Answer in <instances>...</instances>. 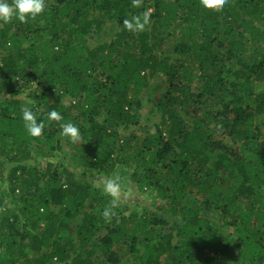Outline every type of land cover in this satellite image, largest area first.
Masks as SVG:
<instances>
[{"label":"trees","instance_id":"obj_1","mask_svg":"<svg viewBox=\"0 0 264 264\" xmlns=\"http://www.w3.org/2000/svg\"><path fill=\"white\" fill-rule=\"evenodd\" d=\"M150 10L149 22L175 27L180 42L173 51L190 62L173 63L155 53L149 22L142 30L124 25L134 17L143 22ZM105 21L119 30L111 42L92 49L88 35ZM246 37L256 57L245 56L241 40ZM233 60L238 68L228 82L225 64ZM194 67L203 84L199 92L192 89ZM156 76L167 83L152 101L162 113L161 123L131 146L117 128L137 125L139 103L131 97L142 95ZM33 77L43 82L36 101L44 111L32 109L44 121L41 136L26 134L18 99L0 108V143L6 163L14 165L8 187L0 186V264H24L27 249L41 253L34 264L65 262L75 244L62 242L64 235H74L87 250L70 264H123V250L138 256L139 264H264V141L255 155L251 148L261 138L257 118L264 113V93L254 88L264 84V0H227L217 10L203 8L200 0H46L45 12L35 19L0 24V86L9 78L14 90L23 92ZM57 90L73 102H51ZM51 110L64 120L49 121ZM180 112L191 119L192 129L184 127ZM69 121L81 137L70 141L83 152L74 159L75 172L67 174L66 183L59 173H48L40 186L42 175L30 166L29 146L62 150L59 124ZM220 131L231 146L217 138ZM117 163L140 177L139 189L157 190L162 203L156 209L174 212V225L147 212L131 213L119 202L114 214H102L111 200L89 182L113 173ZM81 173L89 176L86 182L72 180ZM17 181L34 192L24 208L12 209L8 204ZM190 195L200 198L206 211L219 212L233 233H223L183 205ZM50 206L60 209L54 213ZM85 206L89 211L75 228L72 222ZM96 249L104 259L97 263Z\"/></svg>","mask_w":264,"mask_h":264},{"label":"rangeland","instance_id":"obj_2","mask_svg":"<svg viewBox=\"0 0 264 264\" xmlns=\"http://www.w3.org/2000/svg\"><path fill=\"white\" fill-rule=\"evenodd\" d=\"M169 2H176L180 0H167ZM147 6V5H145ZM152 12L147 11V14ZM145 14V13H144ZM98 17V15L96 16ZM118 26L115 22L105 21L103 28L99 31L93 29L88 35V44L93 49L98 45L106 44L111 42L116 33L118 32ZM147 32L149 33V41L151 44H154V52L157 53L160 57L169 58L173 63L182 62L188 63L191 58L189 56H181L173 51L174 45L179 43V36L175 27H161L156 20H150L147 26ZM24 45H29V41L23 39ZM243 46L245 47V56L256 57L255 45L252 43L249 38H245L241 40ZM226 69L228 70L227 81H234L233 77L230 74L233 73L238 68V64L235 60L230 61L225 64ZM196 71V67H194V82L192 85V89L194 92H199L202 88V81L199 78V74ZM9 78H5L2 80L0 86V108L1 104L8 99L14 98L18 99L21 110L24 108L37 109L38 111H44V106H37L36 95L42 91L41 83L42 80L38 78H32L31 84H29L28 89L23 92H17L14 90L15 85L11 84ZM4 85V86H3ZM256 93H264V84H256L254 85ZM167 89L166 79L161 76H156L152 78L149 82V87L144 91V93L138 97L132 96L131 99L136 100L139 103V119L137 125L130 126L125 129L123 127L117 128L118 135L121 139L128 141L131 146H136L140 143L145 137L154 133L156 127L161 123L162 113H160L154 106L152 101L162 95ZM51 96V102L53 103H61L63 105H68L73 102V100L66 96L65 94L59 92L58 90L53 93ZM180 117H182L183 125L186 129H192L191 119L185 117L183 113H178ZM74 116H80V112L78 110L74 111ZM46 119V115H44ZM82 124L86 126L85 119H81ZM257 124L259 125L260 131L262 133L261 138L256 141V144H253L251 148H254L255 151L253 154L257 153V149L260 148L261 143L264 141V113L259 115L257 118ZM217 138L221 140L225 145L231 146L232 142L229 140L227 136H225L221 131L217 133ZM58 138L61 140L62 150H52L50 146H44L43 144H32L29 146V150L31 151L34 159L30 164L31 167H35L42 175V182L40 186L43 185L45 181V176L48 173L57 172L59 173V179L66 183L68 181V173L75 172L74 167V159L82 156V150L77 147L74 143H72L67 137L59 135ZM252 155V153H251ZM5 151L0 143V186L8 187L10 181H8L7 177L9 176L10 170L14 167V165L6 163ZM82 176L76 177V179H72L73 181H85L88 179V175L81 173ZM20 175V172L17 173V177ZM139 176L134 175V171L130 167H126L121 163H117L115 170L113 173H110L108 176L101 173L97 175L95 183L89 182L91 187H98L104 191L105 183L108 180H113L115 183L119 184L120 189L118 192V202L119 205H126L131 213H143L147 212L152 215V217H163L167 222L172 225L175 224V213L172 211L166 210H157L156 208L159 206V201L161 202V198H159L156 189L152 190H141L139 189ZM15 192L9 201V206L12 209H15L16 206L25 207V200L33 195L34 190L28 191L24 187L21 186V182L17 181L15 183ZM163 186H166L162 184ZM39 192V191H38ZM41 191L39 192V194ZM38 193H36L37 195ZM107 196L108 194L105 193ZM110 200L113 198L108 195ZM30 199V198H29ZM183 205L187 207L194 208L198 210L201 214L205 215L213 224L217 225L223 233L232 234L233 229L229 228L220 218L219 212L212 211L208 212L204 209L200 198L195 195H190L184 202ZM51 211L57 213L59 211V207L50 206ZM89 211L87 206L82 209L81 215H79L73 222L72 225L77 228L81 224L85 213ZM101 223V221L99 220ZM72 241L75 244V252L71 253L68 260L65 262H54L48 261L45 264H70L71 260L80 253H85L87 250L79 247V242L75 238L74 235H64L61 238L62 242ZM27 247H31V243L28 242ZM92 249L91 247H89ZM49 251L48 249H43V252ZM139 255L143 251V245L139 246ZM28 255V261L23 262L24 264H34L33 260L40 257L41 253H36L31 249L26 250ZM100 250H95V256L93 260L97 263L98 260H104L101 256ZM123 264H139V257H131L126 254L123 250L119 253ZM2 254L0 253V259ZM40 259H42L40 257ZM241 261V260H240ZM239 261V262H240ZM100 263V262H99Z\"/></svg>","mask_w":264,"mask_h":264},{"label":"clouds","instance_id":"obj_3","mask_svg":"<svg viewBox=\"0 0 264 264\" xmlns=\"http://www.w3.org/2000/svg\"><path fill=\"white\" fill-rule=\"evenodd\" d=\"M227 0H200V4L205 9L217 10L222 8ZM46 0H0V24H8L13 20H18L21 23H27L29 20L35 19L37 16L45 12ZM149 22L148 14H144L143 22L139 18H133L132 21L124 20V25L129 29L142 30ZM49 121L61 122L64 117L56 110H51L47 113ZM21 119L26 130V134L35 138L42 135L45 124L44 121L38 119L37 113L31 108L22 109ZM60 135L67 137L75 142L80 140V130L73 122H62L59 124ZM120 186L113 180H108L105 183L104 191L106 194L113 197L110 201V206L106 207L103 215L108 217L113 213V209L118 206V192Z\"/></svg>","mask_w":264,"mask_h":264}]
</instances>
